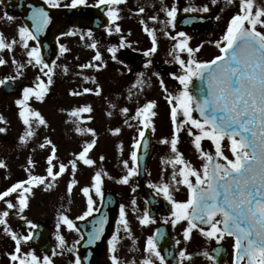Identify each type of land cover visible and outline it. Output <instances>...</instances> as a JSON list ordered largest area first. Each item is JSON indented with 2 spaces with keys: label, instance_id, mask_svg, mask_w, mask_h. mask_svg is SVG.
Wrapping results in <instances>:
<instances>
[{
  "label": "snow or ice",
  "instance_id": "6c2138e0",
  "mask_svg": "<svg viewBox=\"0 0 264 264\" xmlns=\"http://www.w3.org/2000/svg\"><path fill=\"white\" fill-rule=\"evenodd\" d=\"M52 7H60V0H46ZM124 0H97V7L100 5H119ZM216 3L217 0H212ZM86 0H71L70 4L65 7L75 8L80 5H85ZM255 8V10H254ZM240 12L233 15L226 27V30L221 38L217 41V47L220 54L213 59L200 61L194 58V53L199 51V48H192L188 45L187 33L177 32L176 36H171V39L176 40L173 48L174 60L178 62L183 70V75H178L175 78L183 86L176 96L169 94L168 101L170 104H175L171 107V119L175 129H182L188 127L190 136L194 135V145L197 149H201V141L205 138L212 141L215 145V152L203 153L204 163L200 169L190 166L189 162L184 160L182 154L177 150V135L174 131L171 139L172 157L167 161L176 165H183L179 172H173L172 180L177 184H184L188 189V198L185 201H177L172 195V186L169 183L161 185L152 184L150 187L155 189L157 194H162L173 206L171 221L173 225L179 221H187V228L184 230L185 238H189V234L193 229H198L202 234L208 238H216L219 243L225 236L234 238V259L233 264H264V30H258V25L264 28V6H257L255 0H241ZM162 10L166 12V25L171 24L175 27V21L179 9L174 5L171 8L164 7ZM140 12L144 8L139 9ZM202 11L207 12V6L199 9L193 7H185L183 12ZM119 10L115 7L107 8V16L110 20L118 19ZM7 16V14H5ZM9 19L11 17H8ZM30 19L33 22V27L36 33L42 32L50 21V16L43 7H35L32 10ZM156 20L157 17H150ZM188 23L189 21H184ZM143 23V21H142ZM152 37V47L144 54L147 56L157 50V40L155 36V29H144ZM109 34L112 29L109 28ZM116 32L121 29L117 25ZM19 35L22 38L25 48H28V40H37V36L27 28L22 26L19 28ZM89 35L91 33L89 32ZM170 35V34H169ZM177 37L180 39L177 40ZM6 42L3 34L0 33V51L11 48L12 44ZM121 47L125 46L124 41H121ZM89 47L96 48V44H90ZM61 51L66 49L61 46ZM109 52L113 53L115 59V48H109ZM187 53L188 59H183L176 53ZM27 56L34 58L38 65H42L41 72L48 79L46 83L40 80L36 87H25L23 89V98L16 101L17 105L22 107L19 115L23 119V123L28 125L29 130L24 133L19 139L24 142L26 137L34 135L31 130L32 124L29 119V114L36 118V121L43 125L46 123L44 117L39 111L29 110V114L23 109H28L26 102L30 95H35L38 100H42L44 94L48 90V85L53 83L50 73H54L55 64L45 63L40 54L39 47L33 46L27 52ZM95 60H101L100 53L97 52ZM5 61L0 59V65ZM29 64L33 63V59H29ZM148 63H151L149 61ZM82 68L96 67L100 65L84 64ZM47 69V71H44ZM66 70V69H65ZM141 77L143 73L140 74ZM193 78L199 80V86L195 93L190 89L193 83ZM14 79V77H8ZM86 80L91 79L85 77ZM142 79H138L136 87L143 84ZM5 80L0 79V84H4ZM163 86V80H161ZM95 91L97 95L100 94L99 86L96 89L84 88L83 92L73 91L72 95H82L83 93H90ZM167 91V89H165ZM155 101H149L142 107L136 110V119L140 121L142 127L138 130V136L135 139L134 149H139L143 146L147 149L148 144L144 139L145 129L151 127L150 117L155 116V112L150 110L154 107ZM127 113L129 109H122ZM92 107L85 105L77 107L72 110L71 115L79 117L81 113H91ZM198 113L194 116L193 113ZM111 115V113H109ZM183 119L178 121V117ZM4 118L0 116V121ZM91 119V117H88ZM194 129L198 130V134L194 133ZM78 133H90L93 137L96 136L95 130L92 128L76 127ZM6 129L0 127V133L5 132ZM120 128L114 129L115 133H119ZM229 142L231 157L224 154L222 150V142ZM162 143H168L165 138ZM51 144V141H48ZM96 144V139L86 141L82 151L77 156L83 164L91 166L95 162L89 158L88 153ZM44 147V145H41ZM56 154V148L53 145L52 153L47 157L48 167L46 169L47 177L55 180L66 171L67 165L61 163L59 170L54 171L53 158ZM103 159V157H101ZM131 160L135 163L138 161L137 150L131 152ZM71 166L73 171L76 169L77 160H72ZM29 164H32L29 159ZM124 167L127 169V174L121 179V183L127 184L129 178L139 174L138 165L129 167V161H123ZM6 166L3 161H0V167ZM177 175L182 179L177 180ZM46 176L29 175L25 181H19L8 187L5 191L0 192V200H4L11 193L23 188L24 192H31V185L33 182L44 183L47 180ZM194 178V180L192 179ZM95 194L103 198L102 192V172L97 171L93 177ZM76 181H71L68 184V194L72 192L73 184ZM29 185V187H24ZM52 184H48L51 188ZM82 192L87 196V210L78 219H83L90 216L94 211H99L93 207L95 201L89 195L90 188L84 187ZM19 200V210L23 211L27 207V200L21 194L17 197ZM8 209L16 207L10 200H5ZM135 203V201H133ZM9 215L7 210L0 212V225H5L4 231L9 232L7 227V220ZM61 220L69 229L75 228L72 219L68 215L61 214ZM121 223L127 229V220L125 219V209L120 207ZM106 217L102 216L94 222L93 230L88 234V244H93L95 241L101 239L104 231V224ZM151 222V217L147 212L141 217V223ZM31 227H35L28 222ZM207 226V228L202 227ZM59 227V225H57ZM12 239L16 242L15 252L11 254L13 261H19V264H52L51 259L45 255L42 259L37 257L34 253H28L23 258L19 255L21 252V240L28 241L30 236H18L14 231L10 233ZM117 237H113L115 241ZM60 246H65L63 237H58ZM111 244L112 241H109ZM73 249H69L72 251ZM149 257L145 258L143 264H154V259H158L160 264H166L165 257L161 255L157 247L155 239L149 237L147 240V248ZM114 251V249H113ZM224 249L217 248L216 255L210 257L216 260V257L223 252ZM55 254V253H54ZM205 256L209 254L204 253ZM181 259L188 256L186 251H180ZM30 257V259H29ZM114 264H119L115 255L112 256ZM74 264H81L80 258L77 257Z\"/></svg>",
  "mask_w": 264,
  "mask_h": 264
},
{
  "label": "rangeland",
  "instance_id": "374dc122",
  "mask_svg": "<svg viewBox=\"0 0 264 264\" xmlns=\"http://www.w3.org/2000/svg\"><path fill=\"white\" fill-rule=\"evenodd\" d=\"M171 1L173 0L160 2L163 6L154 3L152 0H124L119 5H110V7L119 10V22L128 26L129 30L134 31V33L128 31L130 36L127 37L124 32H115L117 24L111 26L114 32V40L125 42V46H123L125 48L120 49L114 61L108 55L107 46L104 43L106 37L104 32L94 36L88 30H73L67 37L61 38L59 43L66 51H61L57 56L56 67L61 68L56 74H50L53 83L48 85V90L44 94L45 98L43 100L45 99V102L38 104L31 97L27 101L30 102L31 110L39 111L46 123L41 125L35 117H29L34 135L26 137L24 142L19 138L29 130V127L23 123V119L19 115L20 111L15 110L16 101L22 98L6 96L0 89V116L4 118L0 121V127L6 129L5 132L0 133V161H3L6 165L0 167V192L5 191L16 182L27 180L30 174L47 177V157L51 155L53 145L56 147V154L53 158L54 171L59 170L61 163L67 165L66 171L56 177L55 180L47 177L44 183L34 181L31 185V192H24L21 188L5 197L4 200H0V212L5 210L9 212V215L5 218L9 232L14 231L19 236L30 234L33 232L34 227L29 225V221L33 225L43 223L55 230L54 236H56L57 245H59L58 237H60L63 229L60 226L59 213L65 210V214L74 220L86 211V202L80 196V189L83 185L89 188L93 187V177L97 171L102 172L103 189L118 191L122 185L120 183L122 177L127 174L123 161H129V167H133L131 152L135 150V139L138 136L139 128L142 127L140 121L134 118L136 117V110L149 101H155L154 107L150 110L156 113L155 116L150 117L155 131H152V128L149 127L153 136L154 148L166 149L165 154L169 157L173 155L170 142L174 131L177 135V130L174 128L171 119V107L175 104V101H173V104L168 101L169 94L174 97L172 87L170 88L165 84L163 86L158 85L155 78L149 77H146L139 87H132L136 85L133 83L135 78L128 79L126 77L128 68L124 65L125 49H134L143 57L150 47L146 41L140 42L144 36L149 35L144 30L145 27L149 30L153 28L159 30H155L158 33V35L155 33L156 40L160 37L171 39V36H176L172 25L164 23L168 18L166 12L162 10L165 6H169ZM174 1L177 5L182 4L183 1H188L191 6L197 9L207 6L209 9L207 13L215 16L216 29L209 40L212 46H208L212 47L213 51L204 54L195 52L194 58L200 60L211 56L212 53L216 54L218 52L216 42L221 40L231 17L240 12V4L237 2L238 6L235 0H217L216 3H213L212 0ZM69 2L70 0H66L65 3L68 4ZM86 3L95 5L97 0H86ZM255 4L264 6V0H255ZM140 8H144V11L140 12ZM5 14L0 0V33L3 34L6 42L16 41L10 49L6 48L0 51V59L5 61L4 64L0 65V79L14 81L23 88L36 87L41 79L46 83L48 77L41 72L42 65L36 64L34 58L33 63H28L31 58L27 56V52L35 45L33 41L29 40V43L27 41L29 47L25 48L19 35V28L23 26V23L19 18L11 20ZM153 16H156L157 19H150ZM258 30H264V28L258 25ZM89 32L91 35H89ZM134 38L140 41H135ZM177 40H179L178 37ZM172 41V44L171 42L169 44L164 40L163 43H160V49L172 47L176 40L172 39ZM201 42L202 40L195 39L189 41L188 44L190 47L195 48ZM93 43L97 45L96 48L89 47ZM143 47H147V49L144 50ZM97 52L100 53L101 60L94 59ZM150 57L153 56L150 55ZM156 58L154 62L159 65L161 75H163L162 66L164 64L162 63L164 56ZM113 62H115V65H112ZM89 63L100 65V67L98 69L96 67H81V65ZM44 71H47V69ZM8 77H14V79H8ZM85 77L91 79L86 80ZM98 86L101 89L99 95L95 91L83 93L82 95L71 94L73 91L82 93L84 88L96 89ZM85 105L92 107L91 113H86L85 116L80 114L79 117L71 115L73 109ZM124 108L129 109V111L127 113L123 112L122 109ZM88 117H91V119H88ZM178 118L179 121L180 117ZM77 126L94 129L96 136L93 137L92 134L86 132H76ZM116 128H120L121 131L115 133L114 129ZM184 129L183 132L186 131L185 127ZM183 132L181 130L180 134L182 135ZM165 138L168 143L161 142ZM183 138L188 140L186 134ZM92 139H96V144L89 151L88 156L95 163L88 166L78 159L77 154L82 151L85 142ZM177 140L178 152L190 149L178 136ZM48 141H51L50 145ZM41 145H44V147H41ZM29 159H31L32 164H29ZM74 159L77 160L75 171H73L70 163ZM167 161L168 159L164 157L161 167ZM167 165L169 169L173 166L172 163H167ZM73 180L78 183H74L72 192L69 195L68 184ZM49 183L52 184L51 188H48ZM135 186L136 179L134 180L133 177L129 181V192ZM24 187H29V185H24ZM121 189L125 190L123 187ZM21 194L27 200V207L23 211L19 210V200L17 199ZM5 200H10L16 207L8 209ZM136 205L137 203L130 205L129 216L134 213L132 209ZM67 207H69L68 211ZM4 228L5 225H0V264H19L18 260L13 261L11 258V260L7 258L12 254V250L15 252L16 247L13 248L12 243L9 242V232H5ZM136 233L135 231L131 243L128 241V244L142 245V241ZM73 234L74 232L71 229L68 238L76 240V235ZM68 238L64 237L65 242ZM125 238L122 227H119L117 239L122 240L124 246L127 243ZM20 248L21 252L17 255L21 258L32 252L29 242L22 243ZM209 263L210 260H207L206 264ZM199 264H204V262L199 261Z\"/></svg>",
  "mask_w": 264,
  "mask_h": 264
},
{
  "label": "flooded vegetation",
  "instance_id": "af4514ba",
  "mask_svg": "<svg viewBox=\"0 0 264 264\" xmlns=\"http://www.w3.org/2000/svg\"><path fill=\"white\" fill-rule=\"evenodd\" d=\"M152 1L154 3H159L158 0H152ZM164 1L162 2L164 3ZM170 3H172V1ZM176 42L173 44L172 47L170 46L167 49L164 48L160 49L159 47H157V50L154 53H150L147 56L145 55L143 57H140L142 61L141 68L135 72L131 71L128 60L126 59V57H124L125 59L124 65L128 68L126 77L128 79L135 78L133 82L134 84L137 83L138 79H142L143 81H145L144 79L146 77L155 78L156 82H158V85H161V80H163V84L169 86L170 88L172 87V90L180 91L183 86L175 77L178 75H183L184 70L182 66L174 60L175 54L173 53L172 50ZM147 44H149L150 47L148 49H150L152 47V43L147 42ZM143 49L145 50L147 49V47H143ZM217 50H219V48H217ZM212 51H213L212 47L202 49L203 53H210ZM217 53L216 54L212 53L211 56L206 57L204 60L213 59L217 55ZM176 54H179L185 60L188 59L186 52L176 53ZM114 55L116 56V54ZM150 55H152L153 57H150ZM109 56L113 58V54H110ZM160 56H164V60L162 63L164 64L162 66L163 75H161V69L159 68V65H157V63L154 62L157 59L156 57H160ZM112 61H114V59H112ZM149 61H151V63H148ZM112 65H115V62H113ZM141 73H143L142 77L140 75ZM132 87H136V86L134 85ZM222 150L224 151L225 155L231 157L230 149H222ZM164 156L166 155L161 154L158 155L157 157H164ZM193 157H198V156L193 155ZM195 161L199 163L200 167L204 163L202 157ZM158 162H159L158 158L154 157V155H151L148 162L150 171H149V179L146 184V187H148L151 190V192L156 196L162 197L165 200H167L162 194H157L155 189L150 187V185L152 184L161 185L163 183H169L172 186L173 198L176 199L177 201H185L188 198L187 186L182 183L177 184L173 180H163V179L161 180L160 175L156 171L158 170L159 167ZM180 179H182V177L177 175V180ZM123 189L125 190H122L119 196L122 206L125 209V219L127 220L128 224L126 229L124 225L121 222H119L121 220L120 218L117 227L118 228L119 226L122 227V233L126 237L125 240L127 243H125L126 246H124L122 240L119 241L116 239V243L113 245V248H111V256L115 255L119 261V264H143L144 259L148 258L150 255L149 252L146 250L147 240L149 237L154 238L158 230L168 231V234L173 240L175 256L178 258V260H174V261L165 260L166 264H199V261H203L204 264H206L207 260H210L209 264H233V259H234L233 237L225 236L224 239L218 243L216 238H208L204 234H202L198 229H193L189 234V238L186 239L184 236V230L185 228H187V221H179L178 223L173 225L171 222L174 219V217L172 216L173 210L171 213L168 214L162 213V214L154 215L153 217H151V222L141 223V217L144 215L145 212L148 211V206L146 202L143 199H133L137 203V205L136 207L134 206L133 209L131 208L134 213L129 216L128 210L130 208V205H132L129 198L127 197V195L129 194V182L123 187ZM168 202L170 203V201ZM203 227L207 228V226H203ZM135 231L137 232L136 235L140 237L141 239L140 241H142V245L128 244V241L131 243L135 235L134 234ZM62 232H65V230H62ZM62 237H64L63 234ZM58 242L60 241L58 240ZM217 248L224 249V251L219 254V258H220L219 263L217 262V260L210 259L211 256L216 255L215 250ZM69 249H73V250L69 251ZM182 250L186 251V253L191 257V259H189L188 256L181 259L179 256V252ZM205 252H207L209 255L205 256L204 255ZM48 257L51 259L52 264H74V261L77 258L76 246L65 244L64 247H61L59 244L57 246V250L55 251V254L48 255ZM153 259H154V264H160L158 259L155 258Z\"/></svg>",
  "mask_w": 264,
  "mask_h": 264
},
{
  "label": "water",
  "instance_id": "95a60500",
  "mask_svg": "<svg viewBox=\"0 0 264 264\" xmlns=\"http://www.w3.org/2000/svg\"><path fill=\"white\" fill-rule=\"evenodd\" d=\"M5 5L9 13L11 14H21L23 19L29 25V29L33 32L34 35L37 36V44L40 48L41 54L47 63H51V61L55 58L56 53L58 52V37L60 34L69 33L71 27H85L91 28L93 31L97 32L101 28L107 26L106 18L103 16V8H93V7H75V8H63V9H50L44 5H41L37 0H18L11 1L5 0ZM31 5H35L36 7H43L45 11L48 12L50 16V21L45 29L36 33L33 27V22L28 16L30 13L28 12V8ZM205 16H182L178 20V24L182 27H188V23L192 22L194 24L193 27H188L191 35H199L203 29L207 28V30H212V21H210L206 25L200 24L203 22L201 19H205ZM208 18V17H207ZM189 21L185 23L184 21ZM187 25V26H186ZM131 59L136 61V55L130 54ZM138 62H135L134 65H137ZM199 80L196 79L192 85L195 89H191L193 93H195L197 87L199 86ZM3 90L6 94L10 93H19L21 94V90L16 88L11 83H5ZM198 116V113H197ZM144 167V165H143ZM144 172V168H141V173ZM113 200V203L111 202ZM118 215V201L116 197L108 193L104 198V202L102 208L100 209L97 215L92 216L88 219L83 226L77 224L78 228L84 235V232L89 230L90 225L92 224V228L94 226V222L98 220L100 217H106V222L104 224V231L101 235L103 237V241L98 246L94 244H88V235H84L86 237L85 245L86 250L89 253V260L91 264H97L94 262L96 259V255L100 257L99 264H109L107 255H106V243L109 238L113 235L115 229V222ZM49 233L45 230L44 227L39 226L36 230L35 235L33 236L32 242L38 247L41 251H49L50 244L48 242ZM84 253V252H83ZM94 255V259L91 258V254Z\"/></svg>",
  "mask_w": 264,
  "mask_h": 264
}]
</instances>
